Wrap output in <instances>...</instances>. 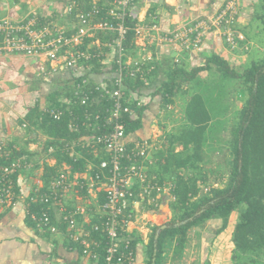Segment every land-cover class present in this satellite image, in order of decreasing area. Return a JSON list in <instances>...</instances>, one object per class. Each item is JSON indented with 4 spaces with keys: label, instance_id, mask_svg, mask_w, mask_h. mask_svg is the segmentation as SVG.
I'll use <instances>...</instances> for the list:
<instances>
[{
    "label": "trees",
    "instance_id": "obj_1",
    "mask_svg": "<svg viewBox=\"0 0 264 264\" xmlns=\"http://www.w3.org/2000/svg\"><path fill=\"white\" fill-rule=\"evenodd\" d=\"M113 0H108L105 4L103 0L93 4L91 0H79V4L74 5L70 14L75 23L72 32L78 24V15L87 14L93 11L95 6L101 9V13L94 19V23L107 20L106 12ZM255 20L260 22L264 29V0H260L257 11L254 14ZM46 24V22H44ZM125 27L128 32L123 42V60L129 57H136L137 47L136 29L138 20L131 15L125 20ZM117 38L116 33L97 32L94 38H86L83 48L91 44L92 41L99 40L104 53L110 50L106 44ZM1 41V38H0ZM243 43L240 42L239 45ZM105 46V47H104ZM82 48V47H81ZM91 73L103 74V61L93 60L90 62ZM144 70L152 69L146 74L147 82L137 77L136 79L126 77L124 86L127 96L138 95L141 90L152 81L157 66L144 62ZM116 69L114 63L112 72ZM203 72H216L223 83L236 81L245 95V100L241 110L238 112V121L232 128V138L228 142L229 161L226 182L222 179L215 180L214 185L209 183V175L206 171L207 151L212 139L213 128L222 124L224 112V88L221 83H217L211 78L201 79ZM89 74V75H90ZM81 78H73L59 86L48 101L50 107L66 108L67 100L70 109L59 120L53 119L45 110L39 106L32 108L25 118V123L29 132H41L50 142H46L43 152H49L50 156L56 159V164L50 166L45 164L44 186L40 188L43 193L50 181L58 174L64 165L72 167L74 173H83L87 170L90 162L94 161L93 172L97 171L102 159H107L108 155L101 153L98 149V156L95 157V150L90 147L82 148L81 143L84 138L99 136L108 132L111 127L104 125L106 112L112 107V100L108 96L101 95L104 91H95L87 107L81 106L79 100L74 96V84ZM187 84L190 90V98L185 106L183 125L174 133L164 135L163 147L157 151L154 158L156 167L150 168L157 176L155 182L160 187H169L173 198L171 209L173 219L167 222L165 228L157 226L153 228L151 239L146 246V264H165L170 253L183 254L187 242L188 231L194 227H199L211 220L221 221V228L218 233L227 229L232 215H236L234 230L231 241L234 245L232 253V264H264V57L260 60L251 61L242 71L233 68L229 62L216 54L206 58L205 64L192 70H186L177 65L176 68L167 74L155 91V96L161 100L163 108L170 109L175 103V99L184 93L183 86ZM136 102L132 104L135 115L124 114L122 122L126 127L127 137L143 129V115L147 106L136 107ZM88 110L92 114V124L95 128L90 129L85 123V112ZM101 114V119L96 121L94 116ZM24 123V122H23ZM74 124L76 129L72 130ZM78 146L81 156L75 159L72 156L71 147ZM181 147L182 151H177ZM12 151L9 159L0 158V165H6L13 159L20 156L28 161L33 157V153L26 149L17 150L14 145L7 146ZM76 155V154H75ZM95 158V159H94ZM93 160V161H92ZM35 169V167H34ZM33 171V170H32ZM21 172L13 175L15 182L14 196L18 194L17 177ZM151 173V172H150ZM152 176V173L150 174ZM206 190V191H205ZM205 191V192H204ZM35 189L28 199L27 219L29 223L32 213H39L42 205L37 198ZM104 197V193H103ZM37 198L38 201L32 202ZM104 198L100 200L102 204ZM155 210V206L148 207ZM53 211L50 210L52 223H55ZM126 211V215L128 214ZM96 214L92 225L99 224ZM65 224V223H64ZM123 236L131 237L129 250L135 254L136 247L142 243L140 236L129 234L127 231H120ZM159 233L158 237L157 234ZM91 238L96 240L99 247L95 249L98 255L96 262L106 264L107 239L102 232H92ZM72 248H78L82 254L80 244L72 242Z\"/></svg>",
    "mask_w": 264,
    "mask_h": 264
},
{
    "label": "crops",
    "instance_id": "obj_2",
    "mask_svg": "<svg viewBox=\"0 0 264 264\" xmlns=\"http://www.w3.org/2000/svg\"><path fill=\"white\" fill-rule=\"evenodd\" d=\"M103 1L105 4L108 3V0ZM225 1L137 0L133 8L132 15L137 18L140 29V34L136 38V57L154 64L157 70L152 81L136 95L142 105L147 106L143 115L144 127L129 135L127 141L130 144L136 141L149 143L147 170L149 174L152 173L150 177L153 180L157 179L150 169L156 167L154 156L163 147L164 135L179 130L180 120H184L185 106L190 94L194 92L185 84L184 93L175 99L174 105L170 109L163 108L160 98L154 94L167 74L177 65L186 70L201 67L212 54L220 56L235 69L264 57V29L254 18L260 0H237L240 6L238 30L245 36L246 41L235 50L227 46L216 31L205 36L199 49L187 50L178 43H160V35L173 34L187 28L201 17L215 15ZM91 2L96 4L101 0ZM76 4H79V0H0V20L23 21L36 13L44 22L57 24L72 32L75 23L67 9ZM154 25L157 27L156 30L153 29ZM97 41H92V44L95 45ZM103 64V74L91 73L93 83L103 85L111 78L113 52L108 54ZM56 67V63L44 57L21 54L0 56V144H12L17 150L24 148L33 153L31 160L35 167L33 171H23L19 174L16 180L19 192L14 202L0 207V264H98L91 258L83 256L78 248H72L68 230L62 221L63 213L58 207L52 210L55 223L59 227L58 233L40 231L27 219L28 199L34 189L44 186L45 164L54 166L56 159L50 156L52 150L43 152L46 142L51 140L39 131L29 132L27 127H24V124H27L25 118L35 106H39L41 110L50 107L48 101L50 94L65 82L72 80L70 72L63 69L54 71ZM208 74L209 72H203L200 78L209 79ZM170 119V122H166ZM214 130L215 127L213 132ZM177 151H182V148L178 147ZM73 153L81 156L78 146L73 145ZM72 174L74 176L79 173H74L72 169ZM162 188L163 192L155 196L157 197L155 202L139 199L132 205L135 217L129 223L127 231L129 234L140 236L142 240L136 247L132 264H146V246L151 239L153 228L165 225L167 221L163 218L170 216L169 220H172L173 198L170 188L166 186ZM167 196H170L168 202ZM102 198L104 197L101 190H93L90 194L82 191L72 192L64 206L67 211L84 207L87 211L76 219L82 227L89 228L100 210L99 202ZM166 204L171 209L168 216L161 210ZM150 206H155L156 209L149 210ZM220 228L221 221L211 220L190 229L183 254L170 253L165 264H232L234 245L231 237L234 226L229 222L227 229L218 233Z\"/></svg>",
    "mask_w": 264,
    "mask_h": 264
},
{
    "label": "built area",
    "instance_id": "obj_3",
    "mask_svg": "<svg viewBox=\"0 0 264 264\" xmlns=\"http://www.w3.org/2000/svg\"><path fill=\"white\" fill-rule=\"evenodd\" d=\"M136 1L113 0L106 12L108 19L99 23H94L95 17L101 13L98 6H95L92 12L79 14L75 31L69 35L64 27L53 23L45 24L36 13L23 21L0 20V56L21 54L29 57H44L57 64L54 71L63 69L71 73L72 79L81 78L80 81L72 82L74 96L81 106L89 105L91 96L94 94L91 84H94L95 91H104L101 97L108 96L112 100V107L107 110L103 125L104 127L108 124L111 129L99 136L86 137L81 143L82 148L90 147L95 150V157L98 156L100 148L101 153L107 154L108 158L102 159L99 165H96L97 171L92 170L95 166L93 161L89 163L85 172L74 176L72 167L64 165L43 193H40V188L35 189V193L39 194L37 195L39 202L46 205L48 209L42 208L39 213L31 214V220L40 231L55 234L59 232V227L56 223H52L50 210L58 207L63 213L62 221L66 225L69 238L72 242L81 245L83 256L94 261L98 259L95 249L99 247V244L91 238V234L92 232L105 234L108 245L106 264H132L134 254L129 250L132 239L129 236H123L120 231H127L129 223L135 217L132 209L134 202L139 199L155 202L157 199L155 196L163 192V188L150 177L147 170L149 143L147 141L128 143L126 127L122 122L124 114L135 115L132 109L134 102L137 108L142 106V102L135 95L127 96L124 86L125 78L140 77L142 81L147 82L146 74L152 70H144V61L140 59L129 57L123 60V42L128 32L125 20L132 15ZM73 9L74 5L68 7L69 15ZM237 15L238 2L228 0L215 15L201 17L187 28L173 34L160 35L159 41L164 44L178 43L187 50L199 49L208 33L219 31L227 46L235 49L240 42L245 41L244 36L236 29ZM156 28L154 25L153 29L156 30ZM97 32L116 33L117 38L106 44L110 50L108 53L103 52L99 40L95 45L91 43L85 49L83 48L85 39L94 38ZM136 33L139 36V27ZM111 52L114 53L116 65L111 78L103 85L93 83L90 77L92 68L90 62L95 59L104 61ZM63 103H66V108H46L45 112L53 119L59 120L70 109L69 101L63 100ZM94 118L96 121L100 120L101 114H96ZM90 122H92V114L86 110L84 125L90 129L95 128V125ZM71 129H76L74 124L71 125ZM7 146L4 143L0 144V158L12 157V151ZM71 151L73 152V146ZM73 154L71 155L75 156L76 161L80 156ZM32 170H34V163L22 156L6 165H0V207L13 203L15 200L13 175ZM93 190H101L104 193V201L97 212L100 223L84 228L78 223L76 217L87 210L83 207L67 211L64 203L72 192L82 191L90 194ZM37 198L32 199V202L38 201ZM127 210L129 212L126 215Z\"/></svg>",
    "mask_w": 264,
    "mask_h": 264
},
{
    "label": "rangeland",
    "instance_id": "obj_4",
    "mask_svg": "<svg viewBox=\"0 0 264 264\" xmlns=\"http://www.w3.org/2000/svg\"><path fill=\"white\" fill-rule=\"evenodd\" d=\"M227 1L228 0H226L225 3ZM239 9H240V6L238 4V15H237V20H236L237 22H238V17H239V13H240ZM236 29L239 32L238 25L236 26ZM216 32H218L220 34L219 31H216ZM220 36L222 37L223 41L225 42L223 36L221 34H220ZM244 39H245V36H244ZM245 41H246V39H245ZM225 44H226V42H225ZM239 47H241V46H238L235 49H237ZM245 66L247 67V65H245ZM244 67L238 68L237 70L242 71L244 69ZM207 76H208V78H211L212 80L215 79L214 80L215 82L221 83V85L224 88V94H225L224 95L225 99L223 100L224 101L223 104H224V112H226V115H224V117H223L222 124L219 125L217 128H215L213 135H212V139L209 143L208 151H207L208 157H207V161H206L207 162L206 171L208 172V175H209L210 185H214L215 180L222 179L225 182L227 180V177H228L227 173L229 170L228 163H227L229 161L228 142H230V140L232 138V128L236 125V122L238 121L237 114L242 108V105H243L244 100H245V95L241 91L242 87H240L238 85V83H236V81H227V82L223 83V81L220 80L219 74L216 72H211ZM182 120L183 119L180 120L179 128H180V126L183 125V124L181 125ZM170 121H171V119L169 121L167 120L166 122H170ZM161 210L163 212H165V214L168 216L170 214L171 209L166 204V205L162 206ZM169 218H170V216L167 217L166 219L163 218V220L168 222L171 220V219L169 220ZM171 218L173 219L174 217H171ZM235 218H236V215L235 214L232 215V217L230 219L231 226H234Z\"/></svg>",
    "mask_w": 264,
    "mask_h": 264
},
{
    "label": "water",
    "instance_id": "obj_5",
    "mask_svg": "<svg viewBox=\"0 0 264 264\" xmlns=\"http://www.w3.org/2000/svg\"><path fill=\"white\" fill-rule=\"evenodd\" d=\"M169 199H170V196H167V198H166V202H168ZM163 228H165V226H163ZM158 235H159V233L157 234V237H158Z\"/></svg>",
    "mask_w": 264,
    "mask_h": 264
}]
</instances>
